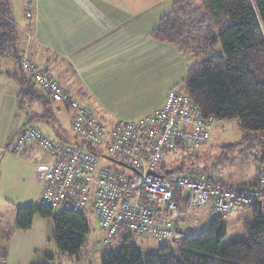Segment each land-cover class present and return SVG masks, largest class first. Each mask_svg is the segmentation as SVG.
<instances>
[{"label": "built area", "instance_id": "obj_1", "mask_svg": "<svg viewBox=\"0 0 264 264\" xmlns=\"http://www.w3.org/2000/svg\"><path fill=\"white\" fill-rule=\"evenodd\" d=\"M30 7L28 2L27 18L31 16ZM19 65L53 101L68 108L75 137L85 144L104 147L108 160L122 168L99 166L96 155L51 139L32 125L23 128L11 145L14 153L33 145L48 157L47 162L35 168L42 183L38 204L56 210L89 212L103 232L105 246L121 230L161 243L180 240L185 232L175 222L181 216L178 212L181 203L187 214L206 208L211 216L222 218L229 212L256 207L264 217V159L253 186L219 182L192 168L161 179L149 174L163 175L160 168L165 156L191 154L211 138L217 121L212 116H203L185 93L171 90L161 108L104 127L86 105L65 93L57 81L26 55ZM184 191L188 192L187 196Z\"/></svg>", "mask_w": 264, "mask_h": 264}, {"label": "trees", "instance_id": "obj_2", "mask_svg": "<svg viewBox=\"0 0 264 264\" xmlns=\"http://www.w3.org/2000/svg\"><path fill=\"white\" fill-rule=\"evenodd\" d=\"M152 37L175 46L180 53L194 51L197 54L199 61L187 71L178 91L185 93L203 116H212L216 121L235 120L236 129L243 133L242 139L226 148L231 150L242 142L249 143V147L256 146L259 168L264 159V0H176L167 14L160 18ZM18 40L7 5L0 0V61L4 56H10L18 65L11 77L20 86V114L30 102L55 101L36 86L32 75L20 68L24 55L19 57ZM217 45L221 54L213 55ZM44 116L40 118L50 117ZM31 120L32 117L29 122ZM29 125L27 123L26 127ZM73 145L98 157L90 144L77 139ZM258 168L256 181L251 186L257 182ZM184 172L181 162L172 167L164 161L160 168V173L165 176ZM253 209L246 241L222 246L226 230L220 217H213L198 233L185 234L178 241L162 243L154 253L143 252L130 245L129 240L134 234L121 230L111 242L119 246L103 251L101 264H264V217L256 207ZM37 215L52 219L53 240L60 254L75 255L85 245L90 231L88 217L92 216L89 212L56 210L39 204L18 207L15 215L17 228L29 230ZM53 258V255H47L48 260Z\"/></svg>", "mask_w": 264, "mask_h": 264}, {"label": "crops", "instance_id": "obj_3", "mask_svg": "<svg viewBox=\"0 0 264 264\" xmlns=\"http://www.w3.org/2000/svg\"><path fill=\"white\" fill-rule=\"evenodd\" d=\"M1 1L6 3L18 33L16 47L19 57L26 55L30 58L74 99L86 105L97 120L109 121L107 119L113 116L111 107L147 102L149 82L145 84V79L136 70L144 66L145 52L157 50L158 57L159 49L162 57L167 51L179 53L175 46L158 42L152 37L160 18L170 9L165 0ZM28 2L31 3L30 18L25 16ZM163 4L167 7L166 11ZM144 42L149 44L148 50L143 48ZM0 63V156L36 167L47 162L48 157L46 155V160L40 163L38 160L31 162L29 157L35 146L26 145L15 154L7 151L13 138L27 124L19 126L17 120L20 86L11 74L15 73L18 65L10 56L1 58ZM165 99L166 96L161 106L149 109L143 116L161 108ZM46 103L38 100L30 102L24 111L30 114L33 110L31 107L36 105L38 109L31 115L32 118L55 122L56 117L50 110V117L43 119L44 115L48 116L43 110ZM110 120L123 121L116 117ZM28 123L40 129L32 121ZM182 165L184 170L190 167ZM185 208L184 203L179 204L181 216L175 223L178 227L184 226L185 234H191V228L196 224L189 219ZM14 234L17 245H22V239L28 233L15 228ZM23 234L26 236L23 237ZM30 240L28 242L27 239L24 244L29 246ZM7 249L0 248V263L16 264V261L9 259L11 244Z\"/></svg>", "mask_w": 264, "mask_h": 264}, {"label": "rangeland", "instance_id": "obj_4", "mask_svg": "<svg viewBox=\"0 0 264 264\" xmlns=\"http://www.w3.org/2000/svg\"><path fill=\"white\" fill-rule=\"evenodd\" d=\"M165 1L171 8V5L176 0ZM163 6H165L166 11V5L163 4ZM144 43L143 48L148 50L149 44ZM170 47L173 48V46ZM161 53L162 51L159 49L158 57L156 56L157 50L150 49L145 52L143 54L144 66L136 69L138 75L145 79V84L149 82L147 102L143 101L141 105L139 103L111 107L113 108L112 115L114 117L110 116V119H115L116 117L119 120H129L142 117L149 109L161 106L170 90H180L182 88L187 71L199 61L194 51L189 53H171L167 51L164 57H162ZM212 54H221L219 45L213 49ZM144 93L146 94L147 91ZM31 108L33 110L30 114H26L24 110L20 112L17 119L19 126L27 124L31 115L36 113L35 111L38 109L36 105ZM43 110L47 115L50 114V110L56 117V121H39L32 118L33 124L43 132H46L51 139L70 144L75 143L77 139L70 126L71 112L58 102H47ZM110 119H107L109 121H99L104 127H111L115 121ZM242 135L243 133L236 129L235 120L217 121L211 132V138L196 151L191 154L178 153L165 156V162L172 167L180 162L185 164V166L190 165L196 171L214 180L233 186L253 184L256 181V170L258 168V148L256 146L249 147L250 144L246 142H242L231 150L226 148L227 145L241 141ZM93 150L98 155L99 166L122 170L121 167L115 166L108 160V151L104 147L94 145ZM7 151L15 154L12 148L7 149ZM29 158L31 162L38 160L40 163L46 160V154L40 149L33 147ZM35 168V165L30 167V165L13 158L8 160L0 156V248L8 250L7 247L11 244L12 249L9 259L19 264H37L41 262H49L51 264H101V253L117 247L119 244L114 243L105 246L102 243L103 232L96 225L93 216L88 217L90 231L86 236L85 245L77 254L72 256L59 253L53 240L54 224L52 219L42 218L37 215L34 217L33 224L29 230L22 231L17 228L15 224L16 209L38 204L42 191V183L37 179ZM187 194L188 192L184 191V195L187 196ZM253 212L254 209L249 208L243 211L229 212L222 217L226 230L222 246L236 241L247 240L248 226L253 220ZM194 214H197V217ZM188 216L192 223L196 220V225L191 228V234L205 229L213 218L206 208L190 211ZM181 226V230L185 232L184 226ZM15 228L23 233H28L26 234L27 236L23 234V237H26L22 239V245H17L18 242L14 234ZM29 238H31L30 247L24 244L27 239L29 242ZM33 243L35 244L34 247L31 246ZM129 244L137 246L143 252L154 253L162 243L148 236L133 235L129 240ZM48 254L54 256L51 261L47 259Z\"/></svg>", "mask_w": 264, "mask_h": 264}, {"label": "water", "instance_id": "obj_5", "mask_svg": "<svg viewBox=\"0 0 264 264\" xmlns=\"http://www.w3.org/2000/svg\"><path fill=\"white\" fill-rule=\"evenodd\" d=\"M120 164H121V163H120ZM121 165H122L123 167L127 168L126 165H124V164H121ZM149 174L152 175V176H154V177H157V178H159V179H161V178L164 177V175H159V174L154 173V172H149Z\"/></svg>", "mask_w": 264, "mask_h": 264}]
</instances>
